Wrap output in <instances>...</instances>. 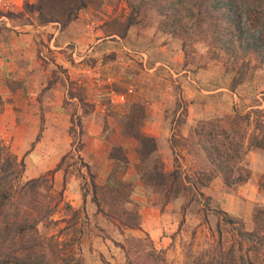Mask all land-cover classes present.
<instances>
[{"label": "rangeland", "instance_id": "374dc122", "mask_svg": "<svg viewBox=\"0 0 264 264\" xmlns=\"http://www.w3.org/2000/svg\"><path fill=\"white\" fill-rule=\"evenodd\" d=\"M110 2L114 8V13L108 19L103 16L99 17L105 21L102 26L105 28L107 35L112 33L123 35L127 31V20L132 13L129 2L128 0H110ZM36 3L37 0L33 4ZM91 7L101 10L103 7L102 0H96L91 4ZM146 13H143L141 23L135 26L140 28L158 26L164 35L181 45L187 66H190L193 71L210 66L216 73L215 77L221 74V80L228 90L233 93L238 88L234 87L236 82H241L243 79H245L244 84L252 82L258 76V73L264 71V67H259L253 71L254 62L251 63L250 67H247L242 63L232 64L227 62L226 57L213 59L208 53V47L202 38L189 39L165 33L161 29L162 18L159 14L152 9ZM4 14L11 23L40 24L38 13H27L24 11V6L23 11L18 14L14 12H4ZM4 21L5 24H8L7 20ZM55 25L61 26L59 23ZM47 48L48 44L41 40L39 60L45 67L52 68L50 84L53 85L59 82L60 79L67 82L68 79L66 84L70 98L88 99L90 92L88 88L82 87L77 81L71 82L68 72L59 62V58L62 56L61 58L64 61L75 63L72 57L75 46H69L61 51L48 50ZM93 61V58H86L85 60L89 65L94 64ZM98 61L102 63V68L110 67L109 71H104L100 75V85L98 83L99 86L96 87L103 98L102 106L107 107L105 113H101L97 118L98 124L104 130L101 136L110 141L111 151L119 148L123 150L121 143L124 142V138L131 139L133 144L127 148L126 152L115 151L118 159L117 163L114 164L112 178L108 182L100 184L96 169L88 166L79 153L86 145L87 137L86 133L81 134L78 127L80 120L83 121L78 113L81 111L80 113L84 115L90 114L95 107L89 103L81 105L79 102H67L69 108L74 111L72 118L74 123H72L70 130L71 149L65 156L64 169L68 178L67 182L75 177L74 188H76V192L71 191L77 195L78 201L70 193H67L71 189L67 191V183L63 185V188L56 187L52 173L41 177L38 190L48 195L50 206L54 211L52 217L39 227L41 234L45 238H52L53 243L58 247L57 252L52 254L50 258L51 264H123L126 257L120 245L125 244L127 239L133 237L146 238V235L150 236V233L144 227L148 223L151 226H156V229L161 231L158 235L159 241H154L150 237L156 247L165 252L168 264H186L189 256L197 257L203 252H208L217 245L220 238H223L225 245L229 247L235 241H238V243L243 241L244 237L241 236V233L256 232L264 237V176L259 183L260 192L255 199L242 197L241 203L238 199L236 202L230 201L231 204L236 205L238 212H227L226 208L224 209L221 205V195L228 186L223 182V186H221L223 188L220 189L222 183L214 182L218 172L202 150L199 144L201 140H198L199 138L195 133L187 139H174V144L177 147L174 150L173 171L171 173L176 171L178 177L180 176L182 179V184L180 182L178 185L172 184L174 178H169L170 183H166L165 188L156 187L165 180V178L159 176L161 174L160 169L166 171L165 157L157 152L145 162L140 163L138 159L140 155L137 153L141 147L140 142L132 138V135L116 132L117 127L124 125L123 117L125 115L123 113L126 107L116 106L117 104H113L111 98L114 94H126L128 92L124 78L127 69L123 64V57L121 55L118 57L117 53H106ZM51 64L54 66H50ZM110 77L112 82H108ZM163 78L161 83L158 80L155 81L158 87L165 89L167 85L173 84L176 94L183 93V89L179 84H176L172 76L169 77L166 74ZM8 88H12V85L0 84V114L6 112L4 99L7 98L6 90ZM179 110L181 108L177 111ZM181 111L184 114L186 109ZM258 112L262 114H258ZM137 113L134 111V118H138L141 111L137 110ZM238 114L241 117L236 116V114H227L222 118L203 121L194 130L202 124L219 120L221 127L234 130L235 136L238 140H243L245 145L251 142L253 138L263 135L256 129V126L263 124L264 119L258 118L256 115H264V110H254V113L249 112L245 115H242L241 112ZM246 115L250 116V122L245 119ZM93 119L96 118L93 117ZM6 121L9 125V121L7 119ZM177 121L179 124L182 123L184 121L183 117L180 116ZM141 125V122L138 125L136 124V128L133 129L134 134L140 130ZM112 129L115 131L114 134ZM9 132L8 128V133L3 132V135L1 134L2 129H0V145H5L16 154L17 142L14 136V139H10ZM220 140L224 141L223 138H220ZM250 150L245 149L243 157L235 160L239 168L243 166L249 169L254 160L252 156H248ZM123 153L124 155H130V159L127 157L128 159L125 161L122 156ZM16 155L20 161H23V158L18 154ZM128 169L138 177L133 178L132 176L130 181L127 177L124 178ZM209 178L212 180L209 181ZM22 180L24 183L29 181L25 175ZM141 184L146 186L144 193H141L138 189ZM211 185H213V191L210 196L207 194L206 188ZM232 189L234 188L229 191L231 194H239L238 187ZM88 194L93 196L95 202L93 206L91 205V208L88 204L89 201L81 198V195L86 197ZM154 208L157 211L162 208V214H153ZM225 215H228L231 222L225 221L227 217ZM136 224L140 225V229L132 228ZM219 225L221 226L219 227ZM252 245L244 242V249L239 252V255H244L247 260L250 259L255 264H263L261 263L264 258L262 250L260 252L250 251ZM237 248H240V244L237 245Z\"/></svg>", "mask_w": 264, "mask_h": 264}, {"label": "crops", "instance_id": "0c3cea01", "mask_svg": "<svg viewBox=\"0 0 264 264\" xmlns=\"http://www.w3.org/2000/svg\"><path fill=\"white\" fill-rule=\"evenodd\" d=\"M35 1L0 0V12L3 13L0 17V84L12 85V88L6 90V112L0 114V129L3 134L8 133L9 128L10 139L15 137L16 154L23 158L27 166L25 176L28 180L40 179L52 173L56 187L63 188L67 183V191L71 188L67 193L75 198L77 196L72 192H76L75 177L67 182L66 172L63 167L60 168V164L70 152L72 142L70 130L74 111L69 108L67 102L82 103L76 97L70 98L66 84L68 79L67 82L60 79L50 85L52 68L45 67L39 60L41 40L48 44V50L61 51L75 46L72 52L75 63L64 61L58 53L61 56L59 62L68 72L71 82L77 81L90 91L85 103L95 108L90 114L84 115L81 111L78 113L83 119L82 130L87 137L86 145L79 153L88 166L96 169L100 184L112 178L114 164L117 163L111 156L110 141L101 136L104 130L97 122V118L101 113H105L107 108L102 106V95L96 89L100 85V75L110 70V67L102 68V63L98 61L106 53H117L118 57L121 55L127 69L124 73L128 89V92L123 94L125 101L119 102L116 96L111 98L116 106L126 107L123 113L124 125L117 127L116 132L131 135L128 124L134 118L135 107L142 108L145 117L141 121L139 131L156 140L158 150L155 153L165 157L166 174L173 171L174 150L177 147L174 144L175 138H190L194 128L203 121L222 118L227 114L235 115L237 112L245 115L254 113V110H264V71L258 73L252 82L239 86L233 93L221 80V74L215 77L216 73L210 66L198 71H193L187 66L181 45L164 35L158 26H134L124 37L114 33L107 35L102 26L105 21L101 20L100 16L111 18L114 8L110 0H102L101 10L90 6L82 11L78 19L64 30L53 23H11L4 14H18L23 11L25 3L33 4ZM4 20H7L8 24H5ZM86 58H93L95 63L87 64ZM166 74L172 76L176 84L181 86L182 94L174 92L173 84L167 85L165 89L157 86L155 81L161 83ZM108 82H112L111 77ZM179 108L186 109L185 113L177 111ZM180 116L184 121L179 124L177 120ZM112 133H115L113 129ZM125 139L121 143L124 152L133 144L131 139ZM136 145L138 146L137 143ZM125 156L130 159V155ZM248 156L254 159L249 166L252 174L248 182L238 186V195L231 194L230 187L225 188L221 195V205L227 212H238L236 205L230 201L236 202L238 199L241 203L242 197L255 199L260 192L259 183L264 176V150L252 148ZM138 159L140 163L145 162L140 157ZM132 176L138 177L128 169L124 178L127 177L130 181ZM214 182L222 183L220 187L223 186L222 175H217ZM145 188L146 186L141 184L138 189L144 193ZM212 191L213 185L206 188L210 196ZM81 198L89 201L90 208L95 204L90 194L86 197L81 195ZM153 210V214L159 215L163 211L162 208L159 211L155 208ZM148 224L144 225L145 230L154 241H159L160 229Z\"/></svg>", "mask_w": 264, "mask_h": 264}, {"label": "trees", "instance_id": "16d2710c", "mask_svg": "<svg viewBox=\"0 0 264 264\" xmlns=\"http://www.w3.org/2000/svg\"><path fill=\"white\" fill-rule=\"evenodd\" d=\"M95 1L37 0L36 4L25 3L24 11L38 13L40 24L59 23L64 30ZM128 2L132 13L127 20V31L120 37L126 36L132 26L140 24L143 13L147 14L146 12L152 9L162 18L161 29L165 33L189 39L202 38L213 59L226 57L227 62L242 63L247 67L254 62L253 71L264 67V0H128ZM2 15L0 12V17ZM244 82L245 79L236 82L234 87H239ZM81 103L85 104V100L82 99ZM135 109L136 114L137 110H140L141 114L130 121L128 128L130 134L140 142L138 152L140 158L146 161L158 150V146L154 138L143 135L139 130L134 134V127L136 128V124L138 125L145 117L142 108ZM238 113L236 116L241 117ZM256 117L264 119V115ZM245 119L249 122L251 120L249 115H246ZM219 123L221 122L217 120L202 124L194 133L198 140H201L199 144L218 172L217 175H222L226 186L236 188L248 182L252 173L247 167L239 168L235 160L243 157L245 149L264 150V123L256 126L263 135L253 138L251 142L246 143L247 145L243 140H238L234 130L221 127ZM78 127L83 134L82 120ZM115 151L122 153L123 150L121 148L112 150L111 156L117 160ZM122 156L126 161L124 153ZM64 164L65 158L60 168L64 169ZM25 172L24 161H20L10 148L0 145V264H51L50 258L57 252L58 247L52 238H45L41 234L39 227L52 217L54 211L48 195L38 190L41 178L24 183L22 179ZM160 172L159 176L166 181L164 180L163 185L158 183L156 187L165 188L171 178H174L172 184L178 185L179 182L182 184V179L178 177L176 171L170 175L162 169ZM156 175L158 176L157 173ZM211 180L209 178V181ZM150 184L153 185L152 182ZM225 216H227L225 221L231 222L228 215ZM132 228L140 229V225L136 224ZM241 236L244 237L241 243L235 241L229 247L225 245L223 238H220L217 245L208 252H203L197 257L189 256L186 264H255L244 255H239V252L243 251L244 242H248L253 244L250 251L262 250L264 257V237L256 232L241 233ZM239 244L240 248H237ZM120 247L126 257L123 264H168L165 252L156 247L149 235H146V238L127 239ZM261 263L264 264V258Z\"/></svg>", "mask_w": 264, "mask_h": 264}, {"label": "built area", "instance_id": "2783aa9c", "mask_svg": "<svg viewBox=\"0 0 264 264\" xmlns=\"http://www.w3.org/2000/svg\"><path fill=\"white\" fill-rule=\"evenodd\" d=\"M114 96H116L115 98H117L119 102L125 101V96L123 94H114Z\"/></svg>", "mask_w": 264, "mask_h": 264}]
</instances>
